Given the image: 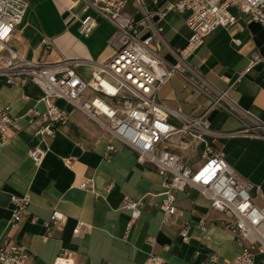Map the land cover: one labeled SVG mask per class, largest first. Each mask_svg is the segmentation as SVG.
I'll return each mask as SVG.
<instances>
[{"label":"crops","instance_id":"0c3cea01","mask_svg":"<svg viewBox=\"0 0 264 264\" xmlns=\"http://www.w3.org/2000/svg\"><path fill=\"white\" fill-rule=\"evenodd\" d=\"M141 1L154 14L153 21L167 46L183 49L190 37L185 14L168 11L162 17L157 15L178 0ZM125 12L136 21L140 18L133 0L128 1ZM230 12L238 16L236 23L208 35L188 63L209 86L225 92L232 104L264 124V28L235 8ZM86 17L94 25L84 34L81 22ZM113 32V26L83 2L28 0L12 45L23 58L39 60L40 41L47 38L53 51L45 61L76 60L74 72L89 80L115 54ZM158 52L165 64H174L166 48ZM160 99L169 111L168 123L175 127L203 116L210 107V100L195 82L178 75L162 87ZM55 104L69 114L68 119L53 137L36 136L43 118L28 112L45 111L43 92L29 80L9 86L0 77V108L9 106L14 119L7 140L0 139V245L6 238L23 245L34 264H53L62 251L69 254L72 264H150L152 255L160 264H210V256L216 258L212 264H221L236 257L241 248L225 227L229 218L212 210L198 190L177 192V212L165 217L160 175L137 164L133 152L82 112L63 100ZM206 117L208 129L202 140L190 141L187 150L174 145L172 150L194 167L209 146L242 180L253 184L249 194L256 205L264 206V140L237 134L243 129L241 120L226 111L213 109ZM109 146L113 147L110 153ZM33 148L42 152L38 165L28 154ZM86 180L92 184L82 189ZM12 195L30 197L26 215L14 228ZM126 198L139 203V217L133 222L124 208ZM55 215L61 220L53 221ZM78 222L84 227L74 237ZM183 232L188 235L186 242L181 238ZM254 262L264 264V257L256 255Z\"/></svg>","mask_w":264,"mask_h":264},{"label":"built area","instance_id":"2783aa9c","mask_svg":"<svg viewBox=\"0 0 264 264\" xmlns=\"http://www.w3.org/2000/svg\"><path fill=\"white\" fill-rule=\"evenodd\" d=\"M83 2L114 28L111 44L115 54L111 60L95 69L89 80H83L73 70L76 60L48 63L45 59L52 53L53 45L47 38L40 41L41 58L27 60L13 47L12 39L16 27L28 8V0H0V77L9 86L29 80L44 94L45 111L29 110L36 118H43L34 134L53 137L57 127L69 114L60 109L56 100H63L75 110L82 112L111 139L118 141L135 154L136 163L153 168L162 178L164 199L161 210L165 217L177 212L175 194L188 188L198 190L208 201L210 208L229 219L225 227L230 230L241 250L232 261L221 264H255L256 255L264 257V206L256 205L249 191L254 187L242 180L224 158L206 146L197 166H189L172 150L190 148V141H200L207 133L206 114L213 109L223 110L239 117L243 125L237 134L250 135L264 140V124H261L232 104L225 92L209 86L194 71L188 58L202 46L204 39L218 28L234 25L239 15L264 28V0H178L169 3L159 12V17L168 11L185 14L190 37L181 50L170 49L162 38L161 30L153 21L154 14L148 12L141 0H133L140 15L134 20L125 12L129 0H73ZM82 33H88L93 21L86 17L82 22ZM142 31L146 33L141 34ZM238 43V41H235ZM166 48L174 59L167 65L159 55ZM178 75L187 82H195L198 90L210 100L206 113L183 122L180 127L168 123V109L160 99V91L169 78ZM11 108H0V139L7 140V131L13 124ZM108 153L113 147L107 148ZM29 157L35 165L42 159V152L33 148ZM109 156H106V158ZM92 180H86L82 189H87ZM14 207L11 227L14 228L26 215L30 203L28 195H12ZM124 208L130 211L131 222L139 217V203L125 199ZM55 215L53 221H60ZM84 227L78 222L72 231L80 235ZM201 229L204 226L201 223ZM183 242L187 232L181 234ZM153 241V240H150ZM150 264L161 260L151 256ZM215 263V256L209 257ZM0 264H34L32 255L23 245L6 238L0 245ZM53 264H72L69 254L62 251Z\"/></svg>","mask_w":264,"mask_h":264}]
</instances>
